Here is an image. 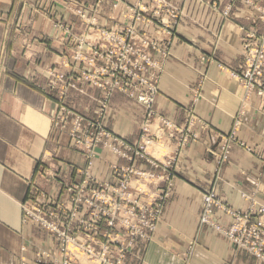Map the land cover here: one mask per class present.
Segmentation results:
<instances>
[{"label": "crops", "instance_id": "0c3cea01", "mask_svg": "<svg viewBox=\"0 0 264 264\" xmlns=\"http://www.w3.org/2000/svg\"><path fill=\"white\" fill-rule=\"evenodd\" d=\"M81 1L91 5L96 0ZM171 1L182 11V18L155 109L175 124L182 125L188 108L200 92L202 97L196 104V113L205 128H198L199 141L190 144L179 157L171 197L154 240L138 246L127 264H139L143 256L148 264H183L182 257L189 246L195 247L192 264H261L214 229H201L200 217L203 194L215 180L216 165L209 151L210 135L229 134L241 106L244 115L239 139L252 152L240 145L234 147L229 163L222 170L217 191L225 202L239 209L248 205L242 194L264 205V162L259 159L264 156V102L252 96L242 104V91L230 77L231 71L244 69L241 49L244 32L241 29L254 27L261 32L264 23L253 24L251 17L256 10L245 1L236 2L230 20L197 0ZM62 2L56 0V5L49 6L50 2L40 0L45 10L56 12L62 8ZM219 2L224 8L228 0ZM15 3L16 0H0V15L14 12ZM259 3L264 6V0ZM34 4L37 2L28 8L34 10ZM103 11L108 17L103 24H113L108 21L113 13L108 3ZM73 19L67 22L75 31H80L79 21ZM13 24L0 21V264L30 262L37 249L55 247L47 233L23 221L21 206L29 198L30 182L40 181L38 173L41 170L50 171L55 177L39 184L57 195L63 184L79 180L77 171L85 166L81 153L66 136L52 134L51 119L57 110L56 100L45 96L36 84L46 83L45 68L60 66L61 56L53 50L54 42L40 43L38 39L28 38L29 49L34 51L29 58L22 48L26 42H22L23 36L17 33L20 27L17 24L15 28ZM147 31L153 33L155 29L147 28ZM54 32L41 17L30 26L34 36L51 38ZM36 53L39 65L33 62ZM88 93L96 97L101 95L96 89H89ZM68 102L79 111H87L90 115L95 112L96 103L89 97L72 93ZM143 120L144 110L140 105L121 94L114 95L106 120L112 131L131 142H138ZM173 147L163 144L160 158L169 155ZM102 160L97 164L99 175L96 174L107 181L113 180L109 164L125 163L107 154H102ZM138 166L150 169L142 161ZM216 217L225 226L231 222L221 213Z\"/></svg>", "mask_w": 264, "mask_h": 264}, {"label": "rangeland", "instance_id": "374dc122", "mask_svg": "<svg viewBox=\"0 0 264 264\" xmlns=\"http://www.w3.org/2000/svg\"><path fill=\"white\" fill-rule=\"evenodd\" d=\"M43 0H41L42 2ZM47 3L50 2L49 6L56 5V0H46ZM61 3L60 11L53 9L45 10L44 6L40 3V0H16L15 3V11L11 14L7 13L6 15H0L1 20H7L10 22H14L13 27L17 28V24L19 25V32L17 33L22 35V42H26L23 45V51L27 52L30 56V52H34L29 49L28 38L32 37L34 39H38L40 43L43 42H54V46L52 47L54 51L58 52L61 56V63L58 67H48L44 69V73L46 75V83L44 85L38 84V89H40L43 94L47 97L53 98L56 100L57 110L55 114L52 116V134L56 137L66 136L69 139V143L76 148L82 155L85 160V166L79 168L77 174L80 176L79 180H74L69 183L63 184L61 189L59 190L57 195L47 192L42 188L40 184L48 178H54L55 175L50 171L41 170L38 173L40 178V184L37 180L30 182L29 192H28V200L26 204H23V221L24 223H31L42 231L47 233L53 240L55 247L51 249L39 248L35 251L34 258L28 262L23 260L21 264H35L36 259L38 258L39 253H56L59 250V243L55 239V237L45 230L34 218H31L25 212V207L27 209H38L45 208L50 205L52 201H57L65 194V189L68 185L81 183L85 179L86 172H89L92 177L96 179V181L100 184H112L118 185L120 179L117 177L115 173V167H133L139 171H142L146 174L153 175V179L145 180L142 184L133 183V187H141L140 191L142 194V202L144 204L150 205L154 204L157 197L163 195L165 198L163 200V208L161 212L160 220L157 223L156 230L152 234V240L150 242L138 243L134 250L129 254L127 259L125 260V264H127L129 258L134 256L135 250L140 245H147L154 240V236L158 231L159 225L162 222L164 210L167 204V201L171 197V192L173 188V179L175 177V167L179 160V157L183 154L184 150L192 143L198 142L200 139V134L198 128L202 126L205 128L203 121L199 118L196 113V104L199 99L202 97L200 92L195 96L193 100V105L188 108L187 115L184 124L179 125L175 124L171 120L165 118L160 115L156 109L155 104L157 101V97L160 92V85L163 80L164 75L167 73V65L170 59L173 57V44L175 38L177 37L178 28L182 18V11L180 8L175 6L171 0H144V3L149 7H156L153 12H140L136 5L139 0H124V2H117L116 0H96L94 4L87 5L81 0H63ZM201 3H204L211 7L215 12L220 13L225 19L230 20L231 14L234 5L238 1H245L249 6L256 10L255 15L251 17L253 24L256 25L258 22L264 23V6L260 5V0H228V3L224 6V8L220 7L219 0H197ZM36 7L34 10H30L28 6L31 3H36ZM108 3L111 7L113 13L109 15L108 21H112L113 24H108L105 26L103 22L108 19L104 11L102 12L103 6ZM117 7H115V5ZM171 10L175 12L177 15L176 19L171 17ZM70 15L71 17H69ZM41 17L49 23L54 32V35L51 38H46L42 36H34L30 33V26L32 23L38 18ZM76 18L81 26L80 31H75L72 25L68 23L72 22ZM140 17V20L137 18ZM104 18V19H103ZM103 19V20H102ZM68 21V22H67ZM110 23V22H109ZM170 24L171 28L167 29L166 25ZM133 26L138 34L147 35L149 38L157 41L159 45L163 48H168L170 51V57L165 62V72L162 76H160L159 84H158V93L155 97V102L152 106V109L149 110L147 107L143 106L137 100L131 98L124 92L119 90H114L111 95L108 97V107L105 109L102 106L103 99L107 97V92L97 86L94 85V81L103 79L97 77H86L80 76L78 78L79 89H68L63 93V88L68 86L71 83L70 74L73 71H77L78 73L80 69L91 70L85 63H78L75 61V56L78 52L90 51V46L97 41L99 36L98 30L105 31H125L129 27ZM147 28H154L155 31L150 33L147 31ZM244 32L242 38V56L244 59V69L242 72L231 71L230 77L238 83L241 91H242V104L248 102L252 96H257L261 102H264V97H261L257 90H249L245 82H240L235 75L242 76L245 75L247 70L246 61H245V41L247 39L248 34L255 33L260 36H264V30L258 31L254 27L253 28H242ZM91 37V38H90ZM88 40V43L82 44V40ZM26 40V41H25ZM154 57L159 60L160 56L155 54ZM29 58H32L31 56ZM33 62L36 65H39L38 56H33ZM162 60H159L161 62ZM222 70H224V66H219ZM60 76H64V81H61ZM203 80L205 76L202 77ZM69 80V81H68ZM203 83V81H202ZM52 84L54 85V89H52ZM261 84L264 86V77L261 78ZM89 89H96L101 92V95L91 96L88 93ZM72 93H77L82 96L89 97L96 104L94 114L90 115L87 111L82 112L75 109L71 104H69L68 99ZM115 94H121L128 99L134 101L138 105H140L144 110V120L140 129V140L138 142H131L126 138L120 136L119 134L112 131L107 125L106 120L108 118L112 99ZM243 108L239 109V111L234 116V123L232 130L229 134H219L218 136L210 135V153L212 154L215 165V180L212 187L203 194L202 197V214L200 217V228L210 227L214 229L216 232L224 236L229 242H231L236 248L242 249L250 253L257 260L264 264V260L257 257L255 253L245 248L244 246L236 243L233 239H231L226 232L230 231L232 227L237 223V219L229 212L234 211L241 215L251 214V217L254 222H261L262 227L264 228V205L259 204L257 201L253 200L251 196L248 194H242V197L248 201V205L245 209H239L231 206L227 202H225L218 194L217 184L221 179V174L224 166L229 163L233 149L236 145H240L245 148L248 152H252V149L242 143L239 139V132L243 126ZM78 117H83L85 120H94L100 121L101 127L111 133L115 138H118L127 144L133 146L137 153H133V159L130 161L128 159L122 158L110 150L106 148L104 145L99 146L96 151V157L90 162V160L86 157L85 152L73 141L72 132L74 130V123ZM192 118V119H191ZM192 120V123L191 121ZM239 121V126H236ZM191 123V124H190ZM170 124L171 126H168ZM86 128V127H84ZM226 140H231V151L230 155L226 160L223 159L222 147ZM163 144H168L174 146L172 151H170L169 155L165 158H160V152H162ZM102 154L111 155L115 159L124 160L125 163L113 162L109 164V170L111 172L113 180L107 181L101 179L97 173V164L100 160H102ZM264 162V156H259ZM103 161V160H102ZM142 161L145 162L150 169L142 168L138 166V163ZM98 175H97V174ZM215 193L217 196V200L221 203L222 206L215 207L213 210V214L211 216L210 222H205V197L208 194ZM217 213H221L230 218L231 222L229 225L225 226L217 220ZM220 228V229H219ZM141 247V246H140ZM194 246H189L186 253L182 257L183 264H192L191 259L194 252ZM76 256L79 260L76 261V264H99L97 261L88 258L83 253L79 252V250H75ZM51 262H48L50 264ZM139 264H148L145 257H140Z\"/></svg>", "mask_w": 264, "mask_h": 264}, {"label": "built area", "instance_id": "2783aa9c", "mask_svg": "<svg viewBox=\"0 0 264 264\" xmlns=\"http://www.w3.org/2000/svg\"><path fill=\"white\" fill-rule=\"evenodd\" d=\"M136 7L140 12H153L156 9L147 6L144 0H139ZM170 12L171 17L176 19L175 12ZM166 27L171 28L170 24ZM98 32L97 41L90 46V51L83 50L75 56L76 62L85 63L91 70L80 69V73L73 71L70 74L71 83L63 88V93L68 89H79L80 76L101 77L103 79L94 81V85L107 92L102 102L105 109L108 107V97L114 90H119L151 110L158 93L160 76L165 72V62L171 55L169 49L161 47L147 35L138 34L133 26L121 32ZM81 43H88V40L84 39ZM244 43L247 70L245 75L235 77L245 82L249 90H257L264 97V86L261 84V78L264 77V36L250 32ZM155 54L160 56L161 62L154 57ZM59 79L64 81V76ZM51 87L54 89L53 84ZM239 124L238 121L236 126ZM72 139L90 162L96 157L101 145L130 161L133 159L132 154L137 153L133 146L105 131L100 121H89L83 117H78L74 123ZM230 151L231 140H226L222 147L224 160ZM115 173L120 179L118 185L100 184L86 172L81 183L68 185L64 196L52 201L48 207L24 208L27 215L34 218L59 243L58 252L39 253L35 264H76L79 260L75 252L77 249L99 264H125L138 243L152 240L165 197L161 195L154 204H144L141 187L134 188L133 183L139 185L154 176L133 167H115ZM220 206L216 194H208L205 197L204 221L210 222L214 208ZM229 212L237 219V223L226 234L264 260L262 223L254 222L251 214Z\"/></svg>", "mask_w": 264, "mask_h": 264}]
</instances>
